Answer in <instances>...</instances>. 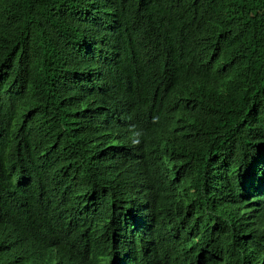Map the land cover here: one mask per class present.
Returning <instances> with one entry per match:
<instances>
[{
  "label": "trees",
  "instance_id": "obj_1",
  "mask_svg": "<svg viewBox=\"0 0 264 264\" xmlns=\"http://www.w3.org/2000/svg\"><path fill=\"white\" fill-rule=\"evenodd\" d=\"M0 264H264V0H0Z\"/></svg>",
  "mask_w": 264,
  "mask_h": 264
}]
</instances>
